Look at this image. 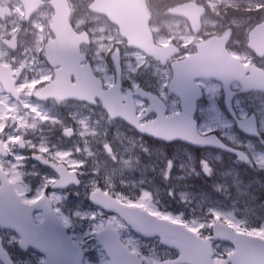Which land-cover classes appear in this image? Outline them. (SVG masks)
Wrapping results in <instances>:
<instances>
[{"label":"rangeland","instance_id":"obj_1","mask_svg":"<svg viewBox=\"0 0 264 264\" xmlns=\"http://www.w3.org/2000/svg\"><path fill=\"white\" fill-rule=\"evenodd\" d=\"M91 1L70 0V5L72 24L76 30L87 29L92 34L90 58L96 74L106 85L114 82L110 55L117 49L122 55L125 84L131 87L146 84L159 93L163 92L166 99L170 98V105L173 108L176 98L171 95L166 86L171 77L170 68L162 67L155 61L147 59L138 50L129 49L115 26L104 17L88 11V4ZM175 1L178 0H151L157 14L155 22L152 23V30L158 43L166 44L169 41H175L182 46H188L191 50L195 40L189 33L187 25L183 21L165 18L162 14L163 7ZM192 1L209 7L210 17L205 20L206 28L202 37L232 30L225 29L220 22L216 21L217 14L220 13L216 5L210 4L207 0ZM5 4L13 7L14 14L9 19H0V61L6 64L5 62L12 57L17 63L24 64L26 69L31 70L26 60V57H30L36 62L34 72H40V76L48 78L47 70L50 71V69L43 60H40L43 55L40 40L48 35L53 36L49 29L53 15L52 9L44 7L31 18L30 22L26 23L22 5L18 0H0V5ZM249 4L256 5L254 12L248 11L250 15L246 19L239 18L238 21H234L235 28L232 34L234 43L240 47L237 50H242L247 43L250 20H256L259 14L264 15L263 3L259 5V1L254 0V3ZM14 34H20V46L15 52H11L1 44V41L4 37L10 39ZM218 98L219 94L212 92L211 102ZM0 100L3 101V98L0 97ZM246 103L247 101L243 100L245 107L242 109L239 104L240 113L244 115L247 110L256 111L259 115L261 131H264V100L259 101L252 96L248 105ZM71 106V104L64 105L75 117L73 124L62 116V125L59 124V120H54V124H48L43 119L44 122L41 121L39 125L28 127L24 122L21 127L30 128L28 138L33 137L36 131L43 133L41 138L47 137L44 133L61 134L62 142H43V152L76 171L84 181L80 188H71L68 191L71 200L62 194V222L70 230L73 239L77 241L80 238L82 241L80 244L87 247L85 264H109L95 239L96 232L107 220H111L119 228L129 247L134 249L140 247L135 243L133 235L127 234L128 228L120 219L112 218L110 214L94 209L90 204L88 193L99 187L120 200L123 197L121 201L125 203L145 207L156 216L181 222L205 237H210L214 220L227 222L236 230L246 228L252 234L264 235V217L262 216L264 204L248 191L249 186L241 178L247 173L242 171L234 160L226 156L222 158L221 154H214L216 158H201L195 149L176 143L170 148L157 145L154 146L153 153L148 152L146 163L142 164L140 171L138 156L133 148L137 150L142 142L139 143V137L133 136L135 133L129 129H120L121 125L118 122L114 125L101 108L97 110L99 117H92L94 115L92 112L82 115L79 108ZM141 109L142 107H139V110ZM207 113V118L202 123V130L218 128L223 118L217 115L212 106ZM116 127L119 129L113 132ZM223 129L226 137L234 145H247L253 158L250 166H255L258 168L255 171L262 172L264 139L248 142L234 128ZM57 150L62 152L60 158ZM153 154L157 155L153 158ZM13 169H15L14 166ZM43 186L36 185L35 196L43 191ZM8 235L14 237L11 233ZM146 243L152 244L155 251H152L149 256L156 253L154 259H163L166 250L161 243L157 240ZM215 249L217 251L215 262L221 261L224 255L230 254L233 250L227 243L216 244ZM144 254L147 255V253ZM26 261L31 264H42L43 257L34 253L28 256Z\"/></svg>","mask_w":264,"mask_h":264},{"label":"water","instance_id":"obj_2","mask_svg":"<svg viewBox=\"0 0 264 264\" xmlns=\"http://www.w3.org/2000/svg\"><path fill=\"white\" fill-rule=\"evenodd\" d=\"M28 14L35 11L38 6L42 5L40 0H23ZM100 1V0H97ZM96 1V2H97ZM51 4L55 7L56 13L53 18V24L52 27L55 31V33H59L62 30L67 31L69 26L67 22V18L69 16V9L66 6L65 0H53ZM99 10H102L105 12L109 18L116 24L119 25L121 32L123 35L127 36L130 41H142L141 43H135L130 44L132 46H138L144 49H152L148 41L146 40L145 32H146V21H147V13L143 9V0H104L102 2V8L100 6H97ZM264 25V24H263ZM260 25L256 27L250 34L251 41L257 40L258 37L264 35V26ZM70 37H67V42L69 41ZM73 43H79V39L73 38ZM155 49V48H154ZM163 56L167 57L171 55V46L167 49L163 48ZM196 60L194 59V62ZM193 66L192 62H187L184 64V67L190 68ZM71 73H67L66 76H69ZM76 76L79 80H82L83 74L81 72L75 71ZM193 77L190 78L186 75L182 76V79H175L174 82L171 85V88L173 91H176L177 94L182 98V107L183 112L179 116H175L169 119H166L163 117V115L158 117L156 120V123L151 128L152 131H149V133L153 136H156L160 139H164L166 141H172L174 139H181L188 143H192L194 145H211L215 146L216 139L212 137H205L201 139V137L198 135L196 128L192 121V111L191 107L195 103L193 99H190V90L193 87L192 83ZM90 92H93L94 96H98L100 98H103L102 90H100V84L90 85L89 87ZM119 98H115V102H119ZM107 106H109L110 109H112L113 104L110 103L107 99H105ZM127 109L124 114H122V110L114 109L113 113H115L116 116L124 117L127 121H130L131 123L135 124L137 123L138 119L133 117V111H134V105H127L125 107ZM159 114V113H158ZM160 131L167 133L169 131V136H163L160 135ZM218 146L221 147L224 150H229V148H226L223 144L218 142ZM235 153H238L236 151H232ZM240 155V154H239ZM63 167V166H62ZM67 185H62V187ZM106 208L111 209L114 212H117L118 214H121L124 218L132 222V217L134 215H137L139 210H136L132 207H127L124 205H121L117 203L116 201H112L110 203H106ZM140 212V211H139ZM143 214V213H142ZM152 220L155 221L157 224H169L165 220H157L152 217ZM108 233L113 238H117V231L112 227V225H109ZM217 233L219 235H222L224 238L228 240L232 239H239V242L241 244V247L238 248L239 256L247 257L249 251L254 247L256 251L255 252V258L251 260L250 264H264V249L260 248L258 245H256L254 242L257 241L252 236H248L245 234H239L235 233L231 228L223 226L221 224H216L215 226ZM186 231V230H184ZM40 231H38L39 233ZM187 232V231H186ZM189 233V232H188ZM193 236H188L184 232H181V242L176 241L173 245H175L179 250H181L182 258L184 259L186 255L184 253H188V248L191 246L199 247V249L202 252H206L205 245L201 243L200 239L193 233L190 232ZM42 235L36 236L33 244L38 247H43V241H42ZM185 248L183 249V246ZM105 246V245H104ZM106 248V247H105ZM106 251L110 254V250L106 248ZM46 254L49 256V259L46 264H71L73 263V259L69 256H66L65 254H62L61 257H56V255L52 252L45 251ZM259 255H262L263 257H260ZM206 264H209L208 257L204 260ZM240 261V260H239ZM238 261V264H241ZM115 264H117V261H114ZM136 264H140V261L138 260ZM193 264H196L193 262Z\"/></svg>","mask_w":264,"mask_h":264},{"label":"clouds","instance_id":"obj_3","mask_svg":"<svg viewBox=\"0 0 264 264\" xmlns=\"http://www.w3.org/2000/svg\"><path fill=\"white\" fill-rule=\"evenodd\" d=\"M83 40H84V42H85V44H86L87 41H88V38L85 36V37H83Z\"/></svg>","mask_w":264,"mask_h":264},{"label":"flooded vegetation","instance_id":"obj_4","mask_svg":"<svg viewBox=\"0 0 264 264\" xmlns=\"http://www.w3.org/2000/svg\"><path fill=\"white\" fill-rule=\"evenodd\" d=\"M52 161H54L55 163H60V162H61V161H55V160H53V159H52Z\"/></svg>","mask_w":264,"mask_h":264}]
</instances>
